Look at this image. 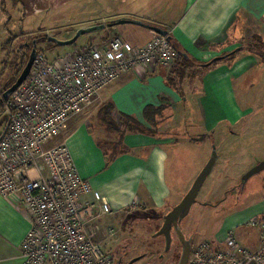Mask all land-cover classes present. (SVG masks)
Instances as JSON below:
<instances>
[{"label":"rangeland","instance_id":"1","mask_svg":"<svg viewBox=\"0 0 264 264\" xmlns=\"http://www.w3.org/2000/svg\"><path fill=\"white\" fill-rule=\"evenodd\" d=\"M11 1L13 0H7L3 4V8H6L5 12L0 11V45L10 39L9 43L14 46V39L17 37L18 46L22 45L30 41L26 35L29 37L53 35L59 40H69L82 27L108 24L110 21L127 16L136 20L146 18L151 22L150 24L164 26L179 15L178 9H181L182 4V0H20L15 8V4L10 5ZM14 19L17 21L21 19L24 22L14 25L12 24ZM168 19L169 22L164 21ZM263 25L264 23L258 29L259 33H253L249 37L245 34L241 35L240 32L236 36L238 42L235 46L219 54L221 57L232 50L242 48L232 58L224 60L230 66L235 63L241 65L246 63V60L251 61V57L255 59L254 64L248 62L246 66L248 69L233 83L237 103L240 109L245 111L244 119L233 128L225 125L214 134L207 133L201 121L199 91L194 86V78L198 76L200 67L179 59L171 65L173 67L179 62L180 67L175 71L180 73H176L173 77L176 82L175 90L178 97H186L187 100L183 99L176 109V116L179 117L176 126L167 130V126H164V132H170L169 138L178 140L177 144L168 146L166 182L170 197L167 206L162 209L154 210L152 206H147L148 208L144 206L143 209V206L137 203V206L131 205L124 210H113L112 214L103 217V226L106 230H111L105 245L112 252L113 264H116V260L122 254L127 255V261L144 254L148 255L134 264H179L182 245L177 234H173L171 249L167 251L166 239L158 233L164 223V217L183 200L215 151L218 154L216 165L189 215L179 224L186 239L192 240L194 246L188 264H194L192 262L195 259L194 253L203 243H222L225 240L224 238L218 242L211 241L210 228L222 227L235 212L244 214V218L248 220L253 216V211L259 203L264 207V171L252 177L245 186L242 185L244 176L264 161V59L262 58L264 35L261 34L264 32ZM242 27L243 23L239 22L238 31H241ZM119 29L124 28L122 26L107 28L87 34L69 47H58L46 41L38 46V50L49 60H54L58 56L75 52L87 45L105 46L116 36L121 37L125 42L132 38L138 40L133 34L119 32ZM134 43L137 46L138 43ZM12 50L8 49L5 55L10 62L14 60ZM5 56L4 52H1L0 60ZM9 63L3 66L0 62L1 90L5 89L4 83L7 79L13 78L15 63ZM218 63L221 64L222 61L208 68L217 69L220 67ZM186 116L188 121L184 119ZM89 122L92 123L91 131L100 145L113 147V144L121 143L120 133L109 132V128L101 124L98 119L94 118ZM6 127L5 108L0 106V137ZM149 127H152L148 129L151 133L157 132L153 125ZM160 135L159 140L168 139L167 135L163 138ZM120 145H123L127 151L130 150L125 143L122 142ZM231 230L234 229L231 228L229 231ZM241 230L243 229L235 231V236L242 244Z\"/></svg>","mask_w":264,"mask_h":264},{"label":"built area","instance_id":"2","mask_svg":"<svg viewBox=\"0 0 264 264\" xmlns=\"http://www.w3.org/2000/svg\"><path fill=\"white\" fill-rule=\"evenodd\" d=\"M179 53L157 35L143 47L119 36L105 46L87 45L49 60L37 55L26 81L5 102L7 127L0 137V194L21 205L31 224L21 248L22 264H113L102 224L111 203L82 177L64 142L46 144L65 124L123 75H145L171 67ZM93 196V199L90 197ZM250 226L264 237V221ZM194 264H264V248L253 251L228 231L222 243H203Z\"/></svg>","mask_w":264,"mask_h":264},{"label":"crops","instance_id":"3","mask_svg":"<svg viewBox=\"0 0 264 264\" xmlns=\"http://www.w3.org/2000/svg\"><path fill=\"white\" fill-rule=\"evenodd\" d=\"M181 3L179 15L169 24L159 27H167L169 35L186 53L188 60L200 67L198 76L194 78V86L199 91L198 104L204 129L214 134L225 125L233 128L244 119L245 114L237 103L233 83L248 69L247 64H254L255 59L251 57V61L233 66L222 60L221 64L218 63L220 67L214 70L207 65L235 46L238 42L236 36L240 32L247 37L259 33L258 29L264 23V0H182ZM142 19L140 21L151 23L146 18ZM164 21L169 22L170 19ZM239 22L243 23L241 31L237 29ZM122 27L124 29H119V32H127L138 38L126 40L133 48L143 47L157 36L143 27ZM261 34L264 35V32ZM134 42L138 43L137 46ZM179 67V62L173 67L157 64L145 75H123L106 86L99 99L72 117L61 133L46 144V148H52L66 142L82 177L90 182L94 192L111 203L113 210H124L131 205L137 206V203L143 209L144 206H152L154 210L167 206L170 197L166 182L168 146L177 144L178 140L170 139V132L165 133L164 126H167L166 130L176 126L179 118L176 109L183 99L187 100L186 97H178L174 86L168 83L170 77L178 74L175 70ZM108 104L114 107L112 116L120 127L123 118L129 117L145 125L147 130L152 128L149 127L151 124L157 130L155 136L148 132L126 134L124 143L130 150L109 164L89 122L97 119L99 112ZM162 107L166 108L163 111L167 116L166 122L156 116L155 125L148 123V108ZM184 119L188 121V116ZM159 135L161 138L167 135L168 139L159 140ZM90 198L93 199V196ZM243 215L235 212L222 227L210 228L211 241L224 240L231 228L234 231L243 229L240 231L243 245L253 251L264 246V237L260 236L259 229L250 226L251 220L256 217L264 221V207L259 203L248 220ZM30 229L31 224L23 207L0 194V264L23 263L20 248Z\"/></svg>","mask_w":264,"mask_h":264},{"label":"water","instance_id":"4","mask_svg":"<svg viewBox=\"0 0 264 264\" xmlns=\"http://www.w3.org/2000/svg\"><path fill=\"white\" fill-rule=\"evenodd\" d=\"M122 25H135V26L143 27V28H146L148 30L153 31L157 35L167 37L170 40L168 30L161 28L159 26H155V25H152L149 23H145V22L140 21V20H136V19H132V18H125V17L114 20V21H110L108 24H97V25H93V26L82 27V28L78 29L76 31L74 37H72L69 40H59L58 38L54 37L53 35L47 36L46 40L50 43H54L58 47H69V46L74 45L82 36H85L87 34L94 33V32H100V31H103L107 28H114V27L122 26ZM236 51H234L232 53H235ZM36 56H37L36 51L33 50L31 55H30V58H29L27 65L25 66L24 70L22 71V73L19 76L16 83L3 94V101H7L9 99V97L12 94H14L20 88V86L26 81V79L28 78V76L32 70ZM223 59H224V57H218V58L214 59L213 61H220ZM217 160H218V154L215 151L213 153L211 159L209 160V162L207 163V165L203 169V171L200 173V175L198 176V178L194 182V184L191 187V189L189 190V192L183 198V200L177 206H175L164 217V223L161 227L160 232L158 233L159 236L165 237V239H166V250L167 251H170L171 246H172L173 232H175V234H177L179 241L182 245V255H181V259L179 261V264H188L189 263V259H190V255H191V251H192V244H193L192 240L186 239L185 235L183 234V232L181 231V229L179 227V224L189 215L192 207L197 202L198 195H199L202 187L204 186L206 180L208 179V177L212 173V171L216 165ZM263 171H264V161L260 162L256 167L252 168L244 176L242 185L245 186L252 177L260 174ZM138 260L139 259L132 261L131 264L137 262Z\"/></svg>","mask_w":264,"mask_h":264},{"label":"trees","instance_id":"5","mask_svg":"<svg viewBox=\"0 0 264 264\" xmlns=\"http://www.w3.org/2000/svg\"><path fill=\"white\" fill-rule=\"evenodd\" d=\"M169 38H170V42L172 43L174 48L179 53L178 59L181 60V61H184L186 63H190V60H188L186 53L182 49H180V47L173 41V39L171 38L170 35H169ZM233 56H234V53H227V54L222 55L221 57H224L223 60H226V59L232 58ZM262 58L264 59V56H262ZM220 61H222V60H220ZM220 61H212L207 66L210 67V66H212V65H214V64H216L217 62H220ZM179 73L180 72H178V74ZM180 76H181V74H180ZM12 83H14V80L8 86H11ZM168 83L170 85L174 86V89L176 88V82H175V79L173 77H170L168 79ZM113 109H114V107L112 106V104L106 105L99 112V114L97 116V119L100 121L101 124L106 125L109 128L108 129L109 132L120 133L121 134L120 135L121 136V138H120V142L121 143L122 142L124 143L125 136H126V134H128V132L142 133V134L146 133V132H148V133L150 132L149 134H151V135L155 134V133H151V131L147 130L146 127L143 126L140 122H138V121H136L134 119H131L129 117H124L123 118L124 119L123 120V125L120 127V124H118L113 119V116H112ZM164 109L166 110L165 107H162V108H159V109L148 108V110L146 111V120H148V123H150V124L153 123L155 125V117L156 116H159L160 119L162 120V122H166L167 118H164L166 116V114H163ZM126 131H127V133H126ZM121 143H119L118 145H114L113 144V147H111L112 145H107L106 147H104V146H102V144L101 145L99 144L100 148L104 151V153H105V155L107 157L108 164L113 162L114 160H116L120 155L128 152L126 150V148L123 147V145H120ZM108 147H109V149H108ZM104 149H106V150H104ZM214 244H217V243H214ZM193 247L194 246L192 244V250H193ZM191 253H192V251H191Z\"/></svg>","mask_w":264,"mask_h":264},{"label":"flooded vegetation","instance_id":"6","mask_svg":"<svg viewBox=\"0 0 264 264\" xmlns=\"http://www.w3.org/2000/svg\"><path fill=\"white\" fill-rule=\"evenodd\" d=\"M18 1H20V0H16V1L13 0V1L10 2V5L14 6V4H15V8H17V6L19 5ZM5 2H7V0H0V7H1L0 8V11H4L5 12L6 8H3V4ZM21 21L24 22L21 19L19 21H17L16 19H14V22H12V24L16 25V24H19ZM30 37L28 35H26V38L27 39H30V41L25 42L24 44L19 45V46H18V43H17L18 37L14 39V44H15L14 46L9 43L10 42V39L7 40L4 44H1L0 45V55H1V52L2 53L4 52V56H5L6 55V51L8 49H10V48L13 49L12 50V55L14 56V60L10 62V61H8V58L5 56L4 58H2V60H0V62L3 63V66H6L7 65L5 63H9V62L12 63V64L15 63V67L13 69L14 72L12 74V77L13 78L7 79V82H9L8 84H6L7 82L4 83L5 89L1 90V87H0V93H1V95H0V106L1 107H3L4 104H5V102H6V101H3V94L16 83V81L18 80V78L21 75L22 71L24 70L25 66L27 65L32 51L35 50L36 51V55H38L40 53V51L38 50V46L40 44H42L43 42H46L47 41L46 40V37H47L46 35H34L31 38ZM241 50H242V48L238 49L234 53V55H236L237 52L238 51H241ZM0 80H1V78H0ZM9 80H12V81L14 80V83H12L11 86H8L12 82V81L10 82ZM0 84H1V81H0ZM173 234H175V232H173ZM145 256L148 257L147 254H144L143 256H138V257H136L134 259H131L130 261H127L126 260L127 255L126 254H122L119 257V259L116 260V264H131V262L134 261V260H136V259H139L138 261H140V260L142 261Z\"/></svg>","mask_w":264,"mask_h":264}]
</instances>
